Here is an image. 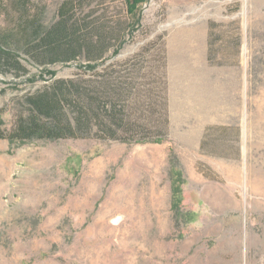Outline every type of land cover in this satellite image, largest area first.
<instances>
[{"label":"rangeland","instance_id":"obj_1","mask_svg":"<svg viewBox=\"0 0 264 264\" xmlns=\"http://www.w3.org/2000/svg\"><path fill=\"white\" fill-rule=\"evenodd\" d=\"M16 1L0 43L27 71L0 65L5 134L29 95L93 75L6 39ZM63 1L29 15L51 24ZM74 1L81 20L132 25L96 71L141 67L151 140L0 138V264H264V0Z\"/></svg>","mask_w":264,"mask_h":264},{"label":"trees","instance_id":"obj_2","mask_svg":"<svg viewBox=\"0 0 264 264\" xmlns=\"http://www.w3.org/2000/svg\"><path fill=\"white\" fill-rule=\"evenodd\" d=\"M0 0V16L7 12ZM31 0H17L20 19L4 36L13 42H24L25 51L40 64H68L82 56L84 67L93 75L59 78L52 85L29 95L27 110L17 119L13 131L0 132V138L22 142L35 139L96 138L123 142L149 141L143 135L149 129L146 116L137 111V62L107 65L96 71L100 61L112 47L117 53L124 43V32L132 25H107L99 21L81 20L74 0H64L56 20L45 24L42 14L29 15ZM129 10V9H128ZM130 11V10H129ZM0 43V65L27 71L19 56L8 52ZM0 118V125L2 124ZM156 138L153 141H161ZM174 189V199H178Z\"/></svg>","mask_w":264,"mask_h":264}]
</instances>
